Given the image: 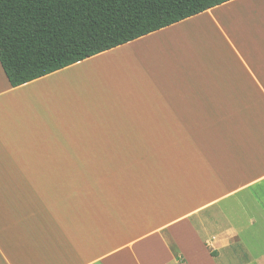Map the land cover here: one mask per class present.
<instances>
[{"label":"crops","instance_id":"crops-1","mask_svg":"<svg viewBox=\"0 0 264 264\" xmlns=\"http://www.w3.org/2000/svg\"><path fill=\"white\" fill-rule=\"evenodd\" d=\"M0 264H264V0L16 88L0 63Z\"/></svg>","mask_w":264,"mask_h":264},{"label":"trees","instance_id":"trees-1","mask_svg":"<svg viewBox=\"0 0 264 264\" xmlns=\"http://www.w3.org/2000/svg\"><path fill=\"white\" fill-rule=\"evenodd\" d=\"M232 0H0V63L12 87Z\"/></svg>","mask_w":264,"mask_h":264},{"label":"rangeland","instance_id":"rangeland-1","mask_svg":"<svg viewBox=\"0 0 264 264\" xmlns=\"http://www.w3.org/2000/svg\"><path fill=\"white\" fill-rule=\"evenodd\" d=\"M254 191H256V190H255V189H253V190H249L248 192H245V193H243V194H239V195H237V197H239V198H241V197H249V194H250V193L253 194Z\"/></svg>","mask_w":264,"mask_h":264}]
</instances>
